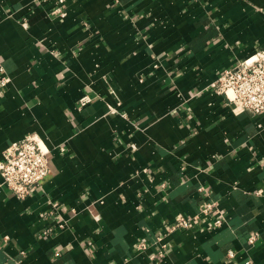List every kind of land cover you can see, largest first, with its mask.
Masks as SVG:
<instances>
[{
    "label": "crops",
    "instance_id": "1",
    "mask_svg": "<svg viewBox=\"0 0 264 264\" xmlns=\"http://www.w3.org/2000/svg\"><path fill=\"white\" fill-rule=\"evenodd\" d=\"M55 7L0 0V162L37 136L51 170L25 199L0 174V264H264V113L213 88L264 47V0ZM206 203L221 228L171 231Z\"/></svg>",
    "mask_w": 264,
    "mask_h": 264
},
{
    "label": "built area",
    "instance_id": "2",
    "mask_svg": "<svg viewBox=\"0 0 264 264\" xmlns=\"http://www.w3.org/2000/svg\"><path fill=\"white\" fill-rule=\"evenodd\" d=\"M55 1L56 7L51 14L66 17L67 14L62 9L66 0ZM8 81L7 78H3L2 84L6 85ZM213 88L219 95L224 96L230 105L242 111H249L255 115L264 113V47L259 48L234 68L223 71ZM79 103L80 109H83L92 103V98L83 96ZM50 172L49 150L37 136H28L12 144L0 162L3 185L19 199H25L35 189L42 188ZM202 217H212L213 222L208 227L209 230L221 228L224 224L217 204L206 203L196 216L178 218L171 231L189 230ZM45 233H49V230ZM258 239L259 235L255 234L249 237V242L254 244ZM142 247L146 249L145 245ZM165 249L166 246L162 245V250ZM159 256L162 257V253Z\"/></svg>",
    "mask_w": 264,
    "mask_h": 264
}]
</instances>
